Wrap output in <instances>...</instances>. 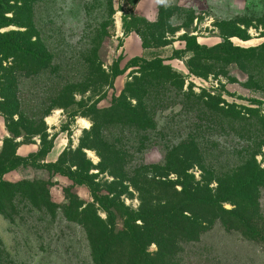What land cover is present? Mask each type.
Masks as SVG:
<instances>
[{"label": "rangeland", "instance_id": "374dc122", "mask_svg": "<svg viewBox=\"0 0 264 264\" xmlns=\"http://www.w3.org/2000/svg\"><path fill=\"white\" fill-rule=\"evenodd\" d=\"M262 118L264 0H0V264H264Z\"/></svg>", "mask_w": 264, "mask_h": 264}, {"label": "trees", "instance_id": "16d2710c", "mask_svg": "<svg viewBox=\"0 0 264 264\" xmlns=\"http://www.w3.org/2000/svg\"><path fill=\"white\" fill-rule=\"evenodd\" d=\"M145 45V41L143 43ZM196 48L203 50L202 48L196 46ZM216 51L220 52L223 55H227V50L222 48V44L219 45L217 48H215ZM205 51V50H204ZM197 53H195L196 56ZM145 67L141 69L139 72L140 76H142V79L137 81L135 84L136 87H134V90L129 92L130 98L135 99L137 102H140L141 100H146V95L149 94L148 90L150 89L151 81L157 82V86H165L168 85L170 88H173L175 90H183L184 87V79L181 75H179L177 72L173 71L170 67L164 66L163 61L160 58H156L150 61H144ZM136 79V78H135ZM206 98L207 102L204 103V106L208 110L217 111V114H219L222 118H233L236 120L235 115H239V112H235V107L233 105H230L226 102H222L223 105H225L227 108H232V111H225L224 109L220 108L218 109V104L215 102L213 96L207 95L203 96ZM244 110L243 114H248L251 110L248 108H242ZM264 120V118H262ZM134 125L138 129H143V126L140 125V120L138 122H134ZM198 204V203H197Z\"/></svg>", "mask_w": 264, "mask_h": 264}]
</instances>
